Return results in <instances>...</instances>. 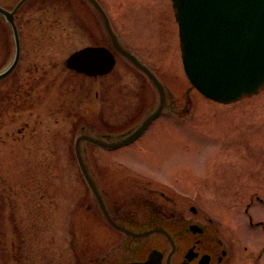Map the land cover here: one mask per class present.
<instances>
[{"label": "rangeland", "instance_id": "374dc122", "mask_svg": "<svg viewBox=\"0 0 264 264\" xmlns=\"http://www.w3.org/2000/svg\"><path fill=\"white\" fill-rule=\"evenodd\" d=\"M18 1L0 5L10 10ZM97 1L122 43L177 101V112L158 117L130 145L108 152L82 143L107 203L139 198L143 189L154 196L164 191L167 199L169 186L224 223L221 233L238 250L240 264H257L264 233L248 216L264 222V88L233 104L205 98L184 72L172 0ZM15 22L22 56L0 81V97L8 98L6 107L11 103L0 120V264H35L33 254L39 259L43 248L62 264H122L137 257L103 220L75 144L84 134L117 140L134 130L150 109L153 85L120 56L98 77L66 67L74 52L110 45L101 17L85 0H29ZM15 51L11 25L0 15V72ZM37 205L46 215L37 229L40 243L27 234Z\"/></svg>", "mask_w": 264, "mask_h": 264}, {"label": "water", "instance_id": "95a60500", "mask_svg": "<svg viewBox=\"0 0 264 264\" xmlns=\"http://www.w3.org/2000/svg\"><path fill=\"white\" fill-rule=\"evenodd\" d=\"M28 1L20 0L12 10L0 6V15L11 25L16 47L14 60L0 72V81L11 75L20 62L22 46L15 14ZM85 1L101 17L111 50L91 46L76 51L66 60L67 68L90 77L105 75L114 68L117 55L145 74L160 96L158 109L134 130L117 134V140H112L113 135L108 141L102 135L84 134L75 144L81 173L103 220L114 230L139 240L152 231L132 232L111 216L103 189L84 160L82 143L114 149L133 142L167 106V91L156 73L121 42L99 2ZM173 8L180 28L185 72L194 87L222 104H231L260 92L264 87V0H173ZM122 264H161V256L158 251H153L144 261Z\"/></svg>", "mask_w": 264, "mask_h": 264}, {"label": "flooded vegetation", "instance_id": "af4514ba", "mask_svg": "<svg viewBox=\"0 0 264 264\" xmlns=\"http://www.w3.org/2000/svg\"><path fill=\"white\" fill-rule=\"evenodd\" d=\"M158 100L159 96L155 93L151 102L154 104ZM167 107L173 113L177 112V101L169 98ZM101 135L105 139L111 137V134ZM168 187L165 190L168 192L167 199H164L167 197L164 191L154 196L143 189L139 192V198L112 199L108 204L111 216L124 228L132 232L152 231L150 235L136 240L115 230L125 238L124 251L137 255L125 262L144 261L150 253L158 251L161 264H235L237 260L240 264L236 253L238 250L221 233L224 223L218 222L196 201L186 199L184 194ZM248 217L249 225L262 229L264 233L263 221L254 222L252 216ZM240 254L243 258L244 248ZM263 258L264 245L257 254V264Z\"/></svg>", "mask_w": 264, "mask_h": 264}, {"label": "trees", "instance_id": "16d2710c", "mask_svg": "<svg viewBox=\"0 0 264 264\" xmlns=\"http://www.w3.org/2000/svg\"><path fill=\"white\" fill-rule=\"evenodd\" d=\"M7 101H8V98L5 95L0 97V120L3 119V117L5 115L7 116V114L10 113L8 110H9V108L11 106L9 108H8V106L11 103L6 107ZM37 191H38V189H37ZM39 192H41V188H40ZM40 198H42V194L40 195ZM44 208H45L44 205H37V207H36L37 213L34 216H32L33 217V220H32L33 221V225H35V226H33L34 227L33 228V231L32 230H28L27 231L28 237H30V240H32L33 242L34 241L35 242L38 241L40 243V241L43 240L41 238L42 235H39V233L37 232V229H38L39 226H43V224H44L43 220H45V218H46V215H45V212H44ZM36 215H38V216H36ZM38 231L40 232V229H38ZM40 250H41V253L39 252V256H38L39 259L41 258V261L40 262H39V259L38 258L36 259L35 256H34V254L32 253L33 254V258H34L33 260H34L35 264L36 263L38 264V262H39V264L40 263L41 264H46V263L47 264H52V263H54V264L55 263L56 264H62V260L59 261L60 258L58 259L57 258L58 256L53 255V256L50 257L49 250L48 251L47 250H44V248L43 249H40ZM48 254H49V256H48ZM57 259H58L59 262L57 261Z\"/></svg>", "mask_w": 264, "mask_h": 264}]
</instances>
